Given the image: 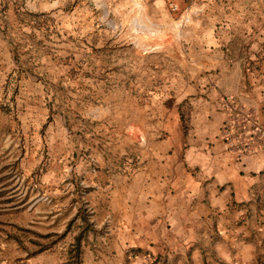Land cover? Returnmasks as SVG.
I'll list each match as a JSON object with an SVG mask.
<instances>
[{
  "label": "rangeland",
  "instance_id": "1",
  "mask_svg": "<svg viewBox=\"0 0 264 264\" xmlns=\"http://www.w3.org/2000/svg\"><path fill=\"white\" fill-rule=\"evenodd\" d=\"M263 109L264 0H0V264H94L157 150L264 151Z\"/></svg>",
  "mask_w": 264,
  "mask_h": 264
},
{
  "label": "crops",
  "instance_id": "2",
  "mask_svg": "<svg viewBox=\"0 0 264 264\" xmlns=\"http://www.w3.org/2000/svg\"><path fill=\"white\" fill-rule=\"evenodd\" d=\"M217 129L184 159L171 140L132 191L112 192L115 228L94 264H264V151L238 157ZM133 248L141 253L129 261Z\"/></svg>",
  "mask_w": 264,
  "mask_h": 264
},
{
  "label": "built area",
  "instance_id": "3",
  "mask_svg": "<svg viewBox=\"0 0 264 264\" xmlns=\"http://www.w3.org/2000/svg\"><path fill=\"white\" fill-rule=\"evenodd\" d=\"M176 8H177V6H176Z\"/></svg>",
  "mask_w": 264,
  "mask_h": 264
}]
</instances>
